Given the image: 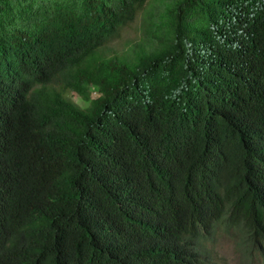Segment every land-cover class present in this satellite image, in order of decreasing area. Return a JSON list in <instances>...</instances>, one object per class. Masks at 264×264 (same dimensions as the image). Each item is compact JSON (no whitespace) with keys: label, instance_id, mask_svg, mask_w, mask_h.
<instances>
[{"label":"trees","instance_id":"1","mask_svg":"<svg viewBox=\"0 0 264 264\" xmlns=\"http://www.w3.org/2000/svg\"><path fill=\"white\" fill-rule=\"evenodd\" d=\"M220 233L264 264V0H0V264H219Z\"/></svg>","mask_w":264,"mask_h":264},{"label":"rangeland","instance_id":"2","mask_svg":"<svg viewBox=\"0 0 264 264\" xmlns=\"http://www.w3.org/2000/svg\"><path fill=\"white\" fill-rule=\"evenodd\" d=\"M140 27L141 26L139 21L132 24L122 33L120 39L113 43L114 45L112 46V49L118 52L126 51L131 46L141 42V37L143 34ZM69 96L80 106L84 105L77 95L70 93ZM94 96L96 95L93 94V97ZM206 246L215 256V259L216 257L218 258L217 262L219 264H246L240 258L238 252H236V249L234 248L229 238L222 235L221 233L218 234L215 239L208 241ZM254 258H256V256H254ZM249 264H254L252 262V259Z\"/></svg>","mask_w":264,"mask_h":264}]
</instances>
